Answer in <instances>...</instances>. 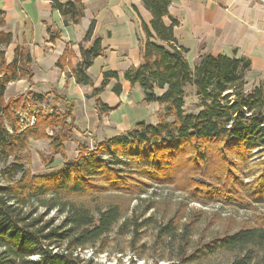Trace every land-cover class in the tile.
Segmentation results:
<instances>
[{
	"label": "trees",
	"instance_id": "trees-1",
	"mask_svg": "<svg viewBox=\"0 0 264 264\" xmlns=\"http://www.w3.org/2000/svg\"><path fill=\"white\" fill-rule=\"evenodd\" d=\"M140 1L152 15V33L141 25L145 37L141 62L129 67L123 76L131 86L142 90L145 103L160 105L158 123L138 122L122 135L96 142L92 149L80 147L75 159L64 160L59 169L44 174H32L22 154L29 140L47 139L51 154L63 156L74 126L73 105L54 91L50 95L64 105L63 115L57 109L51 114L40 109L49 93H28L5 100L9 83L23 79L31 84L32 69L25 48L17 47L13 60L6 62L5 48L12 36L1 30L4 22L0 13V264H93L81 257L82 250L94 246L115 228L124 235L131 228L137 233L139 228L151 225L149 219L137 223L136 216L124 219L122 205L107 201L110 194L138 197L153 184H172L189 192L194 201L249 203L240 191L242 182L236 174L252 151L264 154L263 86L245 92L250 64L244 58L203 55L192 70L186 50L174 38L177 21L168 15L170 0ZM50 2L65 26L77 24L83 16L80 0ZM164 17L169 18V25L164 24ZM92 27L83 41L90 39ZM55 36L51 34L50 38ZM100 53L96 39L90 48L80 47L77 63L64 52L57 66L62 68L68 57L75 82L92 86L87 69ZM112 78L117 79V75L103 73L101 86L94 88L92 95ZM187 87H193L198 97L197 114L184 110ZM155 89L162 92L160 96ZM114 92H120L119 85ZM95 104L102 113L110 111L97 98ZM27 106H38L34 109L35 122L20 127L17 112ZM47 129L52 131L51 136ZM259 178L264 179V171ZM259 178L248 185L258 189L253 192L254 198L263 193ZM153 207L154 203H149L145 210ZM52 211L57 218L45 220ZM160 229L171 236L177 228L170 221ZM189 233V228L183 231L180 262L171 264H192L217 253L229 254L228 264H264V221L202 240L186 255Z\"/></svg>",
	"mask_w": 264,
	"mask_h": 264
},
{
	"label": "crops",
	"instance_id": "crops-1",
	"mask_svg": "<svg viewBox=\"0 0 264 264\" xmlns=\"http://www.w3.org/2000/svg\"><path fill=\"white\" fill-rule=\"evenodd\" d=\"M67 3L71 0H57ZM83 16L77 24L64 25L63 18L50 0H0L3 19L1 30L10 33L11 43L5 48V60H13L17 47L25 48L31 58L32 80L9 83L11 97L19 93L48 94L52 91L64 95L73 105L74 125L93 140L102 142L133 129L138 122L156 125L161 107L157 102L145 103L144 94L137 86L124 79L125 71L141 62L142 44L145 40L141 25L150 32L151 13L140 0H80ZM168 15L177 21L173 29L177 45L186 50L185 58L193 70L200 57L219 55L244 58L250 69L245 75V92L264 88V0H170ZM169 25L170 20L163 18ZM93 24L91 37L83 38ZM57 35L54 39L50 35ZM98 39L101 53L87 74L92 86L78 85L70 73L65 59L63 67L57 61L64 52L72 55L74 63L80 59V47L88 49ZM115 73L106 86L92 95L102 83V74ZM120 86L115 93L114 87ZM161 91L155 89L156 96ZM110 108L99 111L95 99ZM194 102L198 97L194 93ZM197 114L200 108L197 106ZM76 140L64 144L63 156L57 154L53 161L61 167L64 160H72Z\"/></svg>",
	"mask_w": 264,
	"mask_h": 264
},
{
	"label": "rangeland",
	"instance_id": "rangeland-1",
	"mask_svg": "<svg viewBox=\"0 0 264 264\" xmlns=\"http://www.w3.org/2000/svg\"><path fill=\"white\" fill-rule=\"evenodd\" d=\"M10 91L8 90L4 96L5 100L28 95V93H19L7 98ZM50 94L47 103L41 104L40 109L47 114H51L52 109H57V113L63 115L64 105ZM193 96V87H187L183 106L186 113L195 112L197 102H194ZM34 109H38V106L35 108L27 106L26 110L17 112L21 118L20 127H29L34 124ZM67 122L70 124V119L67 118ZM46 131L49 136L52 135L51 130ZM69 138V142L72 140L79 142L72 151L73 159L79 155L80 147L90 149L96 143L91 134L87 135L73 124ZM22 157L25 167L32 174H44L60 168L54 161L50 163L54 156L51 154L47 139L29 140ZM263 158L264 154L254 150L250 153L246 164L237 169L236 175L242 182L240 191L249 202L244 206L217 200L194 201L189 192L179 190L172 184H153L148 192L140 194L139 198L135 197L136 195L129 197L110 194L107 196V201L118 202L122 205L124 219L136 216L137 223H143L149 219L151 225L139 228L137 233L131 228L130 232L124 235L118 234L115 228L94 246L82 250L81 257L91 260L93 264L179 263L182 254V235L187 228L190 229V233L188 246L185 249L186 255L202 240L206 241L213 236L231 232L240 227L260 225L264 221V179L259 178L261 172L264 171V164L260 165ZM258 178V182H263L261 186L263 193L254 198L253 192L258 189L255 186L250 188L248 185ZM152 202L154 207L145 210L146 206ZM51 217L57 218L55 211L50 212L45 220ZM170 221H173L177 229L171 236H165L160 228ZM230 260L229 254L217 253L192 264H228Z\"/></svg>",
	"mask_w": 264,
	"mask_h": 264
},
{
	"label": "built area",
	"instance_id": "built-area-1",
	"mask_svg": "<svg viewBox=\"0 0 264 264\" xmlns=\"http://www.w3.org/2000/svg\"><path fill=\"white\" fill-rule=\"evenodd\" d=\"M90 149H92V147H90Z\"/></svg>",
	"mask_w": 264,
	"mask_h": 264
}]
</instances>
